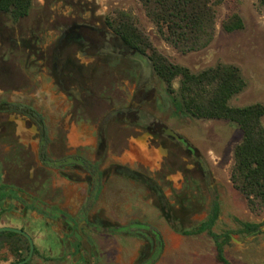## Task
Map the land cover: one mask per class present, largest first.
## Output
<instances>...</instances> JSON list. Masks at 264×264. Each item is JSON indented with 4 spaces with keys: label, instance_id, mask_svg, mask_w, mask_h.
<instances>
[{
    "label": "rangeland",
    "instance_id": "1",
    "mask_svg": "<svg viewBox=\"0 0 264 264\" xmlns=\"http://www.w3.org/2000/svg\"><path fill=\"white\" fill-rule=\"evenodd\" d=\"M122 10L133 14L137 24L147 32L158 50L172 61L186 65L193 71L217 62L239 65L246 80V87L231 99L232 104L264 103V6L259 0H224L217 6V30L212 42L204 49L186 53L179 51L162 38L154 23L146 16L139 0H33L29 16L22 21L12 22L4 16H0V20L2 24L9 26L7 35L10 37L15 34L14 36L17 35L19 41L24 37L28 38V35L39 33L41 40L38 44L45 59L36 58L35 61L26 65L25 58L22 60L19 58L20 65L15 58L14 66L13 63L6 64L5 60L0 57V99L28 101L45 112L52 137V145L49 148L52 157L55 158L60 153L58 149L53 148L54 145L60 148L66 147L68 153L69 139L70 142L71 139L80 141L85 134L92 133L94 126L100 129V119L93 115L99 107L102 108L101 112L105 110L106 113L110 106L108 99L101 97L102 99H97V104L93 105L96 108L89 109L92 102H87L86 99L87 92L90 93L88 86L97 80V77L99 79V74L97 75L95 69L101 63L95 57L90 58L93 52L96 53L95 49L93 52L90 50L88 54L78 50L76 40L73 37L70 38L67 31L70 27L76 28V34L80 32L83 35L89 30L108 31L109 22L118 11ZM233 13H238L243 18L244 26L231 32L225 31L222 28V22ZM110 41L115 45V47L113 45L114 48L120 49L118 38ZM56 46L62 51L64 57L71 53L70 70L72 72L66 78L59 76V73L54 70L53 58L55 59L58 54ZM3 50L7 52L5 57H9L8 46H5ZM15 53H22V51ZM2 69L5 70L2 72ZM118 77L117 73L116 78ZM123 81L119 78L109 95H113L114 98L122 97L125 95L124 89L128 90L129 87L130 91L135 86L133 81ZM153 83L157 92L164 91L167 86L156 76L153 77ZM120 84L122 89L119 87ZM178 85L179 78L174 81V87L177 88ZM64 88L68 91L70 89V93ZM105 89L108 90V87ZM155 106L151 111L156 118L187 137L198 147L209 164L212 186L220 201L219 216L213 225V230L223 235L220 240L223 243L226 262L229 264H264V233L262 231L245 233L238 230L241 226L240 221L261 222L264 219V211L250 210L245 196L233 186L231 181L234 147L242 138L240 129L225 119L180 118L171 114L170 110ZM72 113L76 118L79 114L84 117V113H88L90 118L75 120L73 116L71 117ZM262 121L264 124V116ZM29 124L30 122L28 123L24 117L14 113L0 114V184L7 181L6 174L13 179L12 181H15L17 177L20 181L30 180L28 177L24 178L21 175L22 170L17 167L23 165L25 161L24 158H19L18 150L13 148V151L9 153L4 150V147L1 148L4 144L8 147L12 143L17 144L16 140H12L10 136L1 135V133L5 134L3 128L23 134L28 145L36 146L35 126ZM122 127L120 121L113 120L105 127L104 139L107 152L102 153L104 158L101 157L100 160L105 172L101 179L102 186L98 191V198L94 200V211L97 209L100 213L108 211L110 214L108 218L110 221H116L118 223L116 225L128 224L137 217L143 221L146 212H150L154 218L156 213L160 215L157 211V191L164 194L178 210L173 214L178 226L192 229L205 220L212 199L207 185L198 180L196 184H190L189 188L186 185L181 186L182 177L195 176L197 178L200 176L194 170V164L178 151V147L167 140H163L160 144L164 149V154L157 157V162L148 153H137L133 157L126 155L128 151L125 148L126 141L129 144L131 139L126 136L131 131L130 129L133 131L134 128ZM23 128H25L24 132H22ZM29 149V147L25 148L28 155L25 158L27 161L32 158ZM84 155L93 160L97 158V155L92 152L84 151ZM129 164L143 177L120 173L119 168L122 165L129 166ZM36 165L37 167L34 168L31 162L26 161L23 165L24 170L26 168V171L30 170L32 174L37 172L40 176V179L31 185L38 187L44 183L51 194L64 191L65 207L71 206L72 210H75L82 201L75 199V195L83 197L84 193L86 194L84 189L86 186L94 190V182H88L87 177L78 176V180L82 181H76L74 177H71L72 174L77 173L75 167L57 168L46 163ZM155 165L157 168L153 170ZM146 179H151L150 182L156 180L155 185L151 186ZM57 181L62 182L63 185H56ZM72 187L75 188L76 193L71 198L69 191ZM182 192L189 195L187 197L189 202L187 199L182 202L184 197ZM26 218L29 221L28 232L34 237L37 247L30 264H82L83 259L78 256L74 263L73 253L68 246L63 251L59 250V241L53 234L51 224L44 225L42 220H33L30 215ZM13 222L21 223L20 220H12L8 217L6 207L3 210L0 209V225L13 224ZM182 234L184 236L181 245L157 264L222 263L216 256L213 238L206 230ZM17 237L3 235L0 238V261L3 260L4 264L28 253V243L25 238L22 240ZM123 237L124 234L117 235L118 239H123ZM48 247L51 248L48 249ZM21 249L22 252L19 251ZM55 252H60L61 255H56Z\"/></svg>",
    "mask_w": 264,
    "mask_h": 264
},
{
    "label": "flooded vegetation",
    "instance_id": "2",
    "mask_svg": "<svg viewBox=\"0 0 264 264\" xmlns=\"http://www.w3.org/2000/svg\"><path fill=\"white\" fill-rule=\"evenodd\" d=\"M29 14L25 17L15 20L9 12L0 10V16L8 17V19L12 22H20L28 17ZM8 29L9 26L7 24H2L0 20V57L5 60L4 62L6 64L13 63L15 66V58L17 62L20 59L22 60L25 58L24 61L27 62L26 65L32 63V61H35L36 58L45 59L44 54L40 52L42 49L39 48L38 44V42L41 40L39 37L40 35H38L39 33H34L30 36L28 35V38L24 37L21 39V41H19L17 35L14 36V34L10 37L7 35ZM67 34L70 38L73 37L76 40L78 50L84 51L88 54L90 50L93 52V49H95L96 53L93 52L90 58L92 59L95 57L97 60H100L101 65L97 66L95 69L97 75L99 74V79L97 77V80L91 82V85L88 86L90 87L88 89L90 93L87 92L86 94L87 102H92V105L89 109L96 108L94 106L97 104V99L107 98V102L110 103L109 110L106 113L105 110L101 112L102 108L99 107L96 114L94 113L93 115V117L96 115L98 119H100V129H97V126H94L92 133L85 134V137H83L80 141H73L71 139L70 142L69 139L68 153L66 147L60 148L59 146L57 147L54 145L53 148L58 149L60 152L54 158L49 153V148L52 145V137L45 112L40 107L35 106L28 101L1 98L0 102H19L33 106L43 116L44 126L46 128L44 132L42 127L35 119L22 111L12 109L0 110V114L14 113L18 116L24 117L28 123L30 122V124L35 126L34 136L37 139L36 146H34V144L28 145L26 143V139L23 137V134H19L17 132L15 133L13 130H6L3 128L5 134L1 133V135L10 136L12 140H16L17 144L12 143L9 145V147L4 144L1 145V148L4 147V150L9 153L10 151H13V148H15L18 150L19 158L22 157L26 162H31L32 167L34 168L37 167V163H46L49 165H54L57 168L75 167L77 173L72 174L71 177H74L76 181H82L78 180V176L84 178L87 177L88 182H94V190H91L86 186V188H84L86 194L84 193L83 197H81V195H75V199H80L82 201L80 202L78 208L72 210L71 206H64L66 202V199L63 197L64 191L62 193L56 191L51 194V192L47 191L44 183L43 185L40 184L41 186L33 187L31 184H34L37 179H40V176H38L39 174H37V172L32 174L30 170L26 171V168L24 170L23 165H25V161L21 160L24 161L23 165L21 164L17 167L22 170L21 175L24 178H30V180L20 181L17 179V177L15 181H12L13 179L6 174L5 178H7V181L0 184V190L4 192V196L0 200V209L3 210L6 207L8 217L10 219L21 221V223L13 222V224H8L7 226L18 227L24 229L27 232L29 231V221L26 218L28 215L32 216L33 220H42L44 225L46 223L51 224V228L54 231L53 234L59 241V250L63 251V249L68 246L70 251L73 253L72 257L74 258V263H76L75 259H77L78 256L79 258L83 259L82 264H110L111 259L112 261L115 260L114 255H111L110 253L111 249L116 247L120 248V252H118V254L124 256L125 248L130 246L136 252V257L133 263L128 264H157L161 259L165 249V237L163 235V231L161 230V225H167L172 230L180 233H185V230L189 231L188 233H192V231L193 233H197L206 230L197 229L208 219L209 215L211 214L214 200H217L220 211V201L217 193L214 190V187L212 186L213 180L210 174L209 164L203 158V155L197 146L191 143L182 133L166 125L165 122L157 119L151 111L152 107L155 105V107H157L158 105L160 109L164 108L165 110H170L171 114L177 117H189H182L173 112V106L171 102L172 96L169 93L167 86L164 91L162 90L157 92V89L153 83V77L158 76L153 70L147 55L128 46L123 41V39L114 32L110 24L109 30L105 32L89 30L83 35V33L80 32H77L76 34V28L70 27L67 31ZM115 38H118L119 40L120 49L114 48L115 45L110 41ZM5 46H8L9 48V57H5L7 56V52L3 50ZM55 49L57 50L58 54L55 56V59L57 60L53 58V62H55L54 70L59 73V76L66 78L67 76H70L72 72V70H70V65L72 63L71 53L65 55L64 57L62 51L57 46ZM19 50L22 51V53L16 54L15 52ZM137 61H139L140 64H138ZM20 62L21 61H19L18 64L21 65ZM4 70L5 69H2V72ZM117 73L119 75L118 79L121 78L122 81H133L135 86L130 91L129 87L128 90L124 89V96L114 98L113 95L109 94H111L110 92L113 90L114 84H116L115 82L118 80L116 78ZM123 82L121 83L122 85ZM121 84L119 87L122 89L123 87ZM106 87H108V90L105 89ZM68 92L70 93V89ZM79 104L82 105L81 103ZM72 116L74 117L73 113L71 114V117ZM74 118L75 120H87L90 118V115L88 113H84V117L82 114H79L77 118L76 116ZM112 120L120 121L123 126L122 128H129L128 126L134 128L133 131L130 129L131 131L126 136L131 137L129 144L126 141L127 146L125 148L128 150L126 155L129 154V156L133 157L135 156L134 154L137 153H148V155L153 157L154 161L157 162V157L164 154V149L160 144L163 140H167L178 147V151L182 153L184 157H187V160H190L191 163L194 164V170L198 172L200 176L197 178L195 176L191 178L188 176L182 177L181 186L186 185L189 188L190 184H196L198 180L203 181L207 185L209 191L211 192L212 199L209 213L205 220L201 221L192 229L178 226L175 222V216L173 215L174 212H178V210L174 208V204L169 202V199L167 200L164 194L157 191V211H159L160 215L158 216L156 213L154 218L150 212H146L144 214L146 217L143 221L137 217V219L135 218L134 221L128 224L123 223L121 225H116L118 224L116 221H110L108 218L110 215L108 211L105 213H103V211L100 213V210L98 209L94 211L93 205L98 198V191L101 188L100 186H102L101 179L105 172V169L100 163V160L102 159L101 157L104 156L102 153L107 152L104 131L106 125H108V123ZM1 126L3 127V125ZM24 129L25 128L22 129V132H24ZM151 142H153V144H151ZM24 147H29V150L31 151L32 158H29L28 161L25 159L28 157V155ZM84 151L87 153L92 152L96 154L98 159H90L88 156L84 155ZM126 155L125 157H127ZM129 166L122 165L119 168L121 171L120 173H129L139 178L143 177L139 171L131 168L133 167L132 165L129 164ZM149 168L151 167L149 166ZM156 168L157 166L155 165V168L151 169L155 170ZM146 181L150 183L151 186L155 185L156 182V180H152V182H150L151 179H146ZM61 183L62 182L57 181L56 185ZM75 193L76 190L74 187H72V189L69 191L71 198ZM182 194L184 196L182 199L183 202V200L187 199L189 195H185L184 192H182ZM187 202H189V199H187ZM120 234H124L123 239L117 238V235ZM22 235L23 237L19 236V238L22 240L25 238L26 242L28 243L27 246L29 252V241L24 234ZM32 238L35 244V239L34 237ZM50 248L51 247H48V249ZM36 250L37 247L35 245L34 252H36ZM215 250L217 256L216 244ZM19 251L22 252V249ZM59 253L60 252H55L56 255L60 256L61 254ZM220 264L229 263L226 262Z\"/></svg>",
    "mask_w": 264,
    "mask_h": 264
},
{
    "label": "trees",
    "instance_id": "3",
    "mask_svg": "<svg viewBox=\"0 0 264 264\" xmlns=\"http://www.w3.org/2000/svg\"><path fill=\"white\" fill-rule=\"evenodd\" d=\"M146 16L154 23L162 38L181 52L206 48L217 30V6L224 0H139ZM33 0H0V10L9 12L17 20L29 14ZM264 6V0H259ZM111 28L130 47L147 55L150 64L163 80L169 93L173 112L185 117L225 119L235 124L242 133L234 147V164L231 171L233 186L246 198L250 210L264 211V103L234 105L231 99L246 87V80L239 65L217 62L193 71L188 66L172 61L153 44L129 11H118L109 22ZM243 18L233 13L222 22V28L231 32L243 28ZM140 64L139 61H137ZM179 85L174 87L175 79ZM22 111L35 119L45 132L43 116L33 106L19 102H0V110ZM4 192L0 190V200ZM219 212L217 200L208 219L197 229L207 230L214 239L217 258L226 263L223 236L212 229ZM239 232L264 233L261 222L240 221ZM185 233L189 231L185 230ZM10 237L22 236L15 231L0 232ZM227 235V233H226ZM1 245V242H0ZM28 248V246H27ZM26 255L18 257L24 259ZM23 264H30L27 261Z\"/></svg>",
    "mask_w": 264,
    "mask_h": 264
},
{
    "label": "crops",
    "instance_id": "4",
    "mask_svg": "<svg viewBox=\"0 0 264 264\" xmlns=\"http://www.w3.org/2000/svg\"><path fill=\"white\" fill-rule=\"evenodd\" d=\"M161 230L163 231V235L165 237V249L161 257V259H164V258H167L176 247H179L181 245L184 235L180 232H176L172 230L171 228H169L167 225H164V224L161 225ZM118 252H120V248L116 247V248L111 249L110 253L111 255L112 254L114 255V259H115L113 260L114 262L111 259V264H117V263L128 264V263H133V261L135 260L136 252L130 246L125 248L124 256L118 254ZM12 261H15V260H11L10 262ZM10 262H8V264ZM0 264H4V261L1 260Z\"/></svg>",
    "mask_w": 264,
    "mask_h": 264
},
{
    "label": "water",
    "instance_id": "5",
    "mask_svg": "<svg viewBox=\"0 0 264 264\" xmlns=\"http://www.w3.org/2000/svg\"><path fill=\"white\" fill-rule=\"evenodd\" d=\"M144 59H145V57H144ZM4 230H11V231L22 233L27 237V239L29 241V252H28L27 256L24 257V259H22V260L12 261L9 264H23V263L29 261L31 259V257L33 256L34 250H35V244H34V241H33V238L31 237V235L27 231H25L24 229L14 227V226H7V225L0 226V232L4 231Z\"/></svg>",
    "mask_w": 264,
    "mask_h": 264
}]
</instances>
